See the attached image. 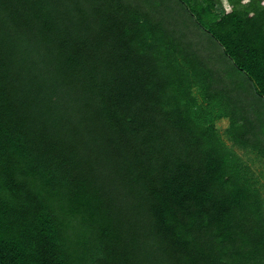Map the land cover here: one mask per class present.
<instances>
[{
  "label": "trees",
  "instance_id": "trees-1",
  "mask_svg": "<svg viewBox=\"0 0 264 264\" xmlns=\"http://www.w3.org/2000/svg\"><path fill=\"white\" fill-rule=\"evenodd\" d=\"M174 1L0 0V264H264L213 123L264 124V0Z\"/></svg>",
  "mask_w": 264,
  "mask_h": 264
},
{
  "label": "rangeland",
  "instance_id": "rangeland-1",
  "mask_svg": "<svg viewBox=\"0 0 264 264\" xmlns=\"http://www.w3.org/2000/svg\"><path fill=\"white\" fill-rule=\"evenodd\" d=\"M124 2H127L129 6L138 8L144 7V5L149 3L154 9L150 8L148 13H151L152 15L159 14L158 16L155 15V17L160 19L157 21V24L159 25H162L163 23L165 24L166 22L168 23L170 21L174 22L175 20H183L180 16L181 14H179L181 11L180 5L174 0H124ZM223 6L224 5L216 6V11L222 13L224 10ZM155 8H158L159 12L158 10H155ZM173 64L175 67L181 70L182 73L187 74V79H194L190 73V69L181 61L180 58L177 57ZM216 84L219 86L220 83L217 82ZM199 87L200 83L198 85H193L192 93L200 102L202 99ZM250 103H252L251 100ZM256 103H258L257 106H259L260 103L263 104L260 101ZM252 106L250 119H252L251 122H255L261 118L262 115H258L259 113H257L254 103ZM234 110V106L227 108L223 103H217L214 110V116L217 117L218 114L221 116L219 118H214L213 120L215 131L219 141L224 147V151L230 154L229 160H236V162H238L240 165V178L242 182L246 184L251 195L257 198V205H259V210L261 212L262 218L264 219V140H261L259 137V134L264 132V124H261L262 126L259 129L257 128L258 130L256 129V131L250 129L249 125L246 124L245 127L249 129L247 137L250 140L246 144H242L240 143V140L242 139L241 136L233 137V132L236 130V127L231 126L230 118L228 117ZM241 123L242 121L238 122V124ZM124 210L126 211L127 209ZM141 210L142 209H140V211ZM145 211L149 210L145 209Z\"/></svg>",
  "mask_w": 264,
  "mask_h": 264
}]
</instances>
